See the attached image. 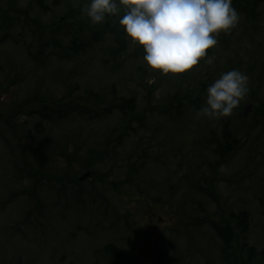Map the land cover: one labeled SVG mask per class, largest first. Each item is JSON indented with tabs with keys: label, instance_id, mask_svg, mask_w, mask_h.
<instances>
[{
	"label": "rangeland",
	"instance_id": "1",
	"mask_svg": "<svg viewBox=\"0 0 264 264\" xmlns=\"http://www.w3.org/2000/svg\"><path fill=\"white\" fill-rule=\"evenodd\" d=\"M88 2L0 0V264H264V0L178 75ZM234 68L240 105L197 118Z\"/></svg>",
	"mask_w": 264,
	"mask_h": 264
},
{
	"label": "clouds",
	"instance_id": "2",
	"mask_svg": "<svg viewBox=\"0 0 264 264\" xmlns=\"http://www.w3.org/2000/svg\"><path fill=\"white\" fill-rule=\"evenodd\" d=\"M81 12L92 24L116 17L131 43L142 48L145 64L164 75L189 72L201 62L214 65L208 50L239 23L232 0H89ZM248 79L235 68L220 73L207 85L196 117L231 115L249 92Z\"/></svg>",
	"mask_w": 264,
	"mask_h": 264
},
{
	"label": "trees",
	"instance_id": "3",
	"mask_svg": "<svg viewBox=\"0 0 264 264\" xmlns=\"http://www.w3.org/2000/svg\"><path fill=\"white\" fill-rule=\"evenodd\" d=\"M238 216H239L241 222L243 223L242 225L244 226V225H245V217H244L243 213L238 214ZM219 228L222 229V230H226V231H224L223 233H221V237H222L224 240L229 241L230 238L232 237V230H231L229 227H227V229H223L222 227H219ZM219 234H220V233H219ZM226 243H227V242H226ZM227 245H228V243H227ZM262 252L264 253V251H262Z\"/></svg>",
	"mask_w": 264,
	"mask_h": 264
},
{
	"label": "water",
	"instance_id": "4",
	"mask_svg": "<svg viewBox=\"0 0 264 264\" xmlns=\"http://www.w3.org/2000/svg\"><path fill=\"white\" fill-rule=\"evenodd\" d=\"M250 110H251V105H247V106H245V108H244V115H247V114L249 113ZM89 174H90V172L87 171L86 173H84V174L80 177V179H85L86 177L89 176Z\"/></svg>",
	"mask_w": 264,
	"mask_h": 264
}]
</instances>
